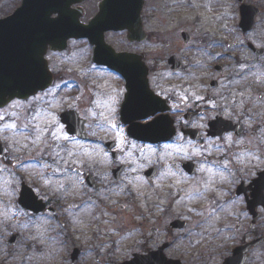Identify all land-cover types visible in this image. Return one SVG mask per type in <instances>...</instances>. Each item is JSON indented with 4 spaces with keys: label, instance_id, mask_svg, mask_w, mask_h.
I'll return each instance as SVG.
<instances>
[{
    "label": "flooded vegetation",
    "instance_id": "1",
    "mask_svg": "<svg viewBox=\"0 0 264 264\" xmlns=\"http://www.w3.org/2000/svg\"><path fill=\"white\" fill-rule=\"evenodd\" d=\"M0 1L5 2L4 9H0V88L16 82L21 96L8 101L0 113L17 104L35 106L41 95L65 76L73 75L69 68L80 62L82 54L86 76L100 78L120 93L115 122L122 128L154 122L157 127L174 129L172 139L159 146H170L178 140V161L170 164L172 169L176 165V179L182 184H169L166 179L176 175L166 174L157 200L131 202L130 235L139 243H130L131 251L126 258L112 264L151 256L160 258V263L156 260L154 264H161L162 259L165 264L168 261L264 264V26L260 20L263 11L257 3L249 0ZM22 6L21 15L10 21ZM241 7L257 11L252 12L254 24L248 29L239 24ZM232 11L237 16L234 40ZM98 12L107 15L140 12L141 32L135 39L129 41L125 31H107L103 35L116 54L125 55L123 63L116 66L118 71L95 65L91 59L93 47L86 37H81L68 39L61 51H52L46 45L42 67L47 69V74L41 75L40 30L49 31L53 39L55 27L64 30L74 25L82 32ZM157 13L161 22L159 35L154 37L151 21ZM185 14H192L194 20H184ZM9 27L12 32L8 31ZM24 29L33 32L25 34ZM76 48L79 52L74 51L73 57L72 50ZM136 66L147 72V86L152 94L142 92L127 97L123 76L135 73ZM41 77L49 79L51 84L46 90L36 92L34 82ZM124 104L130 109L126 117L129 121H124L121 115ZM148 107H154L156 113L137 119L144 114L143 108ZM27 108L28 113L17 110L21 120L33 114L34 108ZM107 121L113 124L114 119L108 118L106 124ZM141 145V150L147 147ZM105 157L112 163L109 169L112 178L119 181L126 170L122 168L116 173L121 155L107 152ZM159 167L140 170L137 177L143 188L158 182L164 165ZM87 175L91 180L84 182L89 189L101 188L97 176ZM99 233L98 245L108 248L113 241L104 237L103 229Z\"/></svg>",
    "mask_w": 264,
    "mask_h": 264
},
{
    "label": "rangeland",
    "instance_id": "2",
    "mask_svg": "<svg viewBox=\"0 0 264 264\" xmlns=\"http://www.w3.org/2000/svg\"><path fill=\"white\" fill-rule=\"evenodd\" d=\"M249 1L262 9L260 20L264 26V0ZM2 3L5 4L0 1V9H4ZM160 19L159 13L152 18L154 37L159 35ZM184 20L191 22L194 18L192 14H185ZM231 24L234 40L237 16L233 11ZM170 31L169 42L172 41ZM156 49L159 47L153 51ZM74 51L79 49L72 50L73 57ZM80 58V62L69 68L73 75L65 76L41 95L35 106L27 108L17 104L0 113V144L5 148V156L0 159V264H72L69 255L74 248L80 250L74 264H112L126 258L131 251L130 243H139L130 235L131 202L157 200L156 195L161 196L160 190L165 185L162 177L177 174L176 165L172 169L170 163L178 161V140L170 146H147L142 150L132 144L121 124L115 122L120 93L100 78L86 76L82 54ZM26 108L35 110L30 118L26 115L21 120L17 110L28 113ZM65 112H73L85 122L88 141L66 135L59 120ZM108 118L114 119L112 127L101 131L99 123ZM107 122L110 126V121ZM106 139L114 140V150L121 155L118 164L126 166L119 181H114L109 172L112 163L105 157L103 141ZM160 165H164V171L158 182L143 188L137 177L140 170L160 168ZM65 169L71 181L64 180ZM86 173L97 176L101 188L89 189L84 182ZM176 177L166 180L169 184L181 185ZM22 183L38 192L37 198L42 197L48 206L55 208V215L34 216L22 210L16 202ZM69 205L75 208L67 210ZM102 229L104 237L113 241L108 248L97 242ZM12 234L19 236L14 246L8 243ZM109 251H112L110 255Z\"/></svg>",
    "mask_w": 264,
    "mask_h": 264
},
{
    "label": "water",
    "instance_id": "3",
    "mask_svg": "<svg viewBox=\"0 0 264 264\" xmlns=\"http://www.w3.org/2000/svg\"><path fill=\"white\" fill-rule=\"evenodd\" d=\"M240 1V0H239ZM252 12L250 8H243L240 9V26L244 27V29L250 28L254 24V16L255 14ZM31 14V12H27ZM43 12H40V15ZM26 14V13H25ZM139 15L140 12H110V15H107L105 12H98V14L89 22V26L86 30L82 31L80 28H75L74 25L68 26V29L60 30L59 28L55 27L52 29V31L55 33L56 38L53 39L51 36V33L49 31H45L46 29L43 28V30H40V37H39V48L41 50L40 54V64L41 66H44V62L42 60V51L46 50V45H49L51 50H62L65 47V41L68 38H81L86 37L91 45H95V51H94V60L95 63L100 65H105L107 67L115 68L116 66H119L121 64V60L124 56L122 55H112L108 52H104V50L107 49V47L104 45L103 42V33L105 31H127V37L129 40L135 39L136 36L140 35L141 27L139 23ZM17 19L16 17L12 20ZM10 20V21H12ZM16 21V20H15ZM10 24V23H9ZM31 24V23H30ZM29 24V25H30ZM32 25V24H31ZM43 26V23H41V27ZM47 28V26H45ZM12 28L9 27L8 31H11ZM1 32V28H0ZM25 34L26 33H32L33 31L24 29ZM58 36L62 37V40L59 41ZM102 51V52H101ZM45 73V68L41 67ZM118 71V70H116ZM120 73V72H119ZM127 81V89H128V96H134L138 95L139 93H146L147 95H150V92L147 87L146 83V71L139 70L137 67V70L134 72H131V74H126L123 76ZM47 82L43 79H40L35 84V91L37 90H43L45 87H47ZM6 96H9V98H13L14 96H17L15 93L13 94H6L3 93L0 95V107L4 105V98ZM127 104H124L122 107L121 115L124 121H129L126 117L129 115L130 109ZM154 107H148L143 108L144 114L140 116L137 119H144L148 117V115H153L156 113L157 110H154ZM61 122L66 125V131L70 135H75L77 137H82V131H83V122H80L77 120V117L74 113H66L61 116ZM126 123V122H125ZM127 124H131L130 122H127ZM127 134L131 138L141 141V142H149V143H159V142H165L168 141L172 134V128L169 126L165 127H157L155 123H151L145 127H138L136 125H130L127 129ZM0 157H2V149L0 147ZM19 204L26 210H29L33 213H39L43 210L44 205L41 202H37L36 198L33 196L31 191L25 187L22 186L21 194L19 198ZM17 240V236H13L10 239V243L13 245L15 244ZM77 257V251H74L71 255V260L74 261ZM156 259L151 257H138L135 261H129L124 262L122 264H154L156 260L160 263V258H157L158 256H155ZM151 259V261H150ZM161 264H165V261H163ZM167 264H179L178 262L174 261H168Z\"/></svg>",
    "mask_w": 264,
    "mask_h": 264
},
{
    "label": "bare ground",
    "instance_id": "4",
    "mask_svg": "<svg viewBox=\"0 0 264 264\" xmlns=\"http://www.w3.org/2000/svg\"><path fill=\"white\" fill-rule=\"evenodd\" d=\"M64 180H65L66 182L72 180L71 176H70L69 173H68V170H65Z\"/></svg>",
    "mask_w": 264,
    "mask_h": 264
}]
</instances>
